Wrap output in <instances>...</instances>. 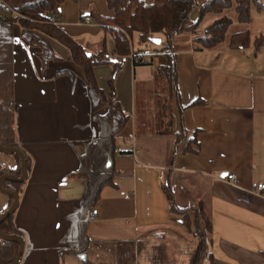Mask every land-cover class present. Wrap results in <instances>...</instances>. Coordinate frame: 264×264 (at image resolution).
<instances>
[{"label":"crops","instance_id":"1","mask_svg":"<svg viewBox=\"0 0 264 264\" xmlns=\"http://www.w3.org/2000/svg\"><path fill=\"white\" fill-rule=\"evenodd\" d=\"M92 12L114 17L107 0H66L57 23L90 54L104 45L112 52V35ZM248 25L242 30L248 28L253 38L261 35L264 12L254 10ZM14 32L15 135L33 164L15 215L25 240L20 264H118L121 242L137 244V264H194L196 242L174 222L165 182L178 207L200 206L211 219L209 251L215 264H264V194L257 187L264 184V46L242 51L226 45L177 55L180 104H174L172 127L187 134L180 144L173 136L135 132V84L152 80L156 60L151 56L148 64L118 70L116 101L131 117L117 142L119 177L86 209L87 182L69 177L88 143L100 137L97 116L108 106L90 89L66 47L44 36L63 60L44 68L18 26ZM113 71V65L94 71L107 94ZM193 137L198 152H185ZM19 163L21 158L0 151L6 169L16 170ZM10 204V196L1 192L0 216ZM93 209L98 215L90 222ZM80 222L88 223L92 241L86 252L79 251Z\"/></svg>","mask_w":264,"mask_h":264},{"label":"trees","instance_id":"2","mask_svg":"<svg viewBox=\"0 0 264 264\" xmlns=\"http://www.w3.org/2000/svg\"><path fill=\"white\" fill-rule=\"evenodd\" d=\"M66 0H3L0 7L5 15H0V145L8 149H20L23 151L27 164L28 176L32 170V158L24 151L15 135V91L13 76V54L16 26L20 28L21 39L26 46L37 49L38 57L44 68L51 63L63 60L55 53L54 49L44 36L57 41L66 47L71 54L70 60L79 65L90 89L108 106L107 111L97 116L100 124V137L86 146L85 152L80 156V166L69 178L84 180L88 184L84 197V207L90 209L100 199L105 187H115V181L119 177L116 170V157L118 153L117 142L120 134L130 122L121 104L116 101L114 81L118 72V64L115 59L131 53L133 37L138 34L140 44L138 51H144V45L151 42L157 35L162 34L161 46L155 52L153 59L157 62L154 75L149 82L135 84V132L138 137L147 136H173L176 144L187 139L185 131L174 133L172 127L174 104L179 101L177 86V55L191 50H213L221 45H227L229 49L247 50L254 46L261 49L264 46V32L254 37L247 28L233 33L229 39L227 34L234 21L245 27L253 19V11L264 12L262 0H107L108 8L113 12V18L103 17L92 12L95 22L107 29L115 44L110 52L106 45L97 54H90L73 37L63 31L54 21L55 15L61 17L62 7ZM198 8L200 16L197 21L192 20L193 11ZM210 14L218 15L217 20L202 29L203 21ZM235 15V19L233 18ZM202 29V30H201ZM202 32V33H201ZM147 58L137 65L148 64ZM152 64V61L150 62ZM102 65H113L114 71L108 81L110 92L107 94L98 86L95 68ZM65 72L58 73L62 75ZM201 100L194 103L200 104ZM181 107V105H180ZM182 108V107H181ZM197 145L196 138L188 141L185 152L197 153L192 148ZM191 147V149H190ZM20 160L19 155H14ZM3 176H22V164L19 163L16 170L6 169L0 165V179ZM28 182V180H27ZM5 180V190L19 194L20 198L27 184ZM168 197L170 211L179 215L182 210L175 204L174 195L168 182L162 186ZM11 208L14 198L10 196ZM17 213V212H16ZM16 213L0 225V234L23 238V233L15 223ZM184 226L191 233L192 218L188 213H182ZM2 216H0V219ZM205 228L210 234L208 242L212 241V222L207 216ZM82 219V218H81ZM200 220V218H198ZM88 223H79V251L86 252L91 242L87 236ZM200 236V235H199ZM24 239V238H23ZM136 243L121 242L118 244L119 264H129V260L136 257ZM20 243L16 241L0 239V264H13L20 250ZM198 251L194 258V264H201L207 260L213 262L211 251L205 254V240L198 245ZM202 255L206 258L202 259Z\"/></svg>","mask_w":264,"mask_h":264},{"label":"rangeland","instance_id":"3","mask_svg":"<svg viewBox=\"0 0 264 264\" xmlns=\"http://www.w3.org/2000/svg\"><path fill=\"white\" fill-rule=\"evenodd\" d=\"M193 15H192V20L193 21H197L199 16H200V12H199V9L196 8L194 11H193ZM0 13L2 14V8L0 7ZM218 18V15H214V14H210L206 17V19L203 21V24H202V29H204L205 27H207V25L211 24L212 22H214L215 20H217ZM233 18L235 19V15H233ZM245 26L242 25V24H239L237 21H234V23L232 24V27L230 28V30L228 31V34H227V39H229V37L235 33V32H238L240 30H242ZM201 29V30H202ZM202 33V32H201ZM154 39L156 40H159V39H164V36L162 34H159L157 35ZM133 45L138 48L140 46V44L138 43V34H135L134 37H133V41H132ZM161 45L157 46L156 44L152 43V42H147L146 45H144V47H147L149 49H151L152 51H156L158 48H160ZM226 47V45H221V49H224ZM181 208V207H180ZM186 211H183L177 215V214H173V217L175 219V223L177 224V226L179 227H182V230L181 233L189 240V241H192V242H196L195 246L194 247H198V245L202 242V239L205 240V249H206V253L209 252V236L210 234L207 233L206 231V228H205V224H206V218L205 216L207 217V214L205 213L204 209L200 206L196 207V208H193V209H187V208H182ZM182 213H188L190 215V217L192 218V224H191V233L189 232V230L187 228H185L184 226V219L183 218V214ZM200 218V220L198 219ZM178 233V232H177ZM181 233L179 232V235H181ZM200 235V236H199ZM176 244L178 243V240L175 241ZM137 246V244H136ZM136 246H135V251H136V257L134 260H129V264H137V249H136ZM177 246V245H176ZM198 251V250H197ZM202 259H205L206 256L205 255H202ZM163 260V259H162ZM164 261H166L164 259ZM118 264H119V259H118ZM201 264H208V262L206 260L202 261Z\"/></svg>","mask_w":264,"mask_h":264},{"label":"water","instance_id":"4","mask_svg":"<svg viewBox=\"0 0 264 264\" xmlns=\"http://www.w3.org/2000/svg\"><path fill=\"white\" fill-rule=\"evenodd\" d=\"M152 43L156 44L157 46L161 45V39L159 40H156V39H153L151 41ZM114 63H117V59L114 60ZM0 151L3 152V153H6V154H10V155H19L20 158H21V164H22V176L20 178H15L14 176H3L1 177L0 179V193H4V194H7L11 197L14 198V204L13 206L10 208L9 211H7L6 213H4L2 215V218L0 219V225L3 221H5L7 218H9L10 216L14 215L16 212H17V208L20 204V196L19 194L17 193H13V192H10V191H7L5 189L2 188V184L5 180H11L13 182H20V183H25L27 182L28 180V171H27V164H26V159H25V155L23 153L22 150L20 149H8V148H5L3 146L0 145ZM0 239H6V240H11V241H16L17 243L19 242L21 247H20V250H19V254H18V257L16 259V261L13 263V264H20L23 256H24V251H25V240L23 238H20V237H13V236H7V235H2L0 234Z\"/></svg>","mask_w":264,"mask_h":264},{"label":"built area","instance_id":"5","mask_svg":"<svg viewBox=\"0 0 264 264\" xmlns=\"http://www.w3.org/2000/svg\"><path fill=\"white\" fill-rule=\"evenodd\" d=\"M0 4H4L3 0H0ZM59 16L55 15L54 21L58 22L59 21ZM86 23L91 22V17H86L85 18ZM139 48L133 47L131 50V53L126 56H120L117 59V64H118V70H122L125 66L130 65V64H135V62H142L145 60V58H149L153 55V51L149 48L144 49V51H138ZM228 179L230 181H234L236 177L234 175H229ZM258 194H264V184H259L258 186ZM98 215V209H93L91 211L90 216L88 218V221H94L97 219Z\"/></svg>","mask_w":264,"mask_h":264}]
</instances>
